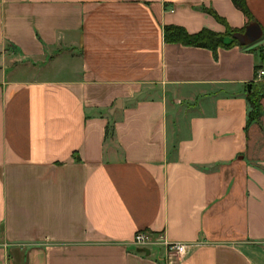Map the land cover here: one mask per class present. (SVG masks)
Returning <instances> with one entry per match:
<instances>
[{
  "label": "crops",
  "instance_id": "1",
  "mask_svg": "<svg viewBox=\"0 0 264 264\" xmlns=\"http://www.w3.org/2000/svg\"><path fill=\"white\" fill-rule=\"evenodd\" d=\"M0 0V264H264V0ZM137 231L185 252L130 244ZM147 250V254L144 252Z\"/></svg>",
  "mask_w": 264,
  "mask_h": 264
},
{
  "label": "trees",
  "instance_id": "2",
  "mask_svg": "<svg viewBox=\"0 0 264 264\" xmlns=\"http://www.w3.org/2000/svg\"><path fill=\"white\" fill-rule=\"evenodd\" d=\"M231 4L237 8L245 19V24L241 28H231L225 20L220 17L211 8L201 6V10L209 14L215 21L224 26L222 33L213 32L209 29L202 28L195 33H188L183 27L177 25H163V39L166 42L180 43L182 45L203 47L209 49L213 56L218 47L228 48L234 45L247 46L250 42H242V38L246 37V28L251 23V14L249 13L244 0H230ZM259 59L264 63V55L259 51ZM260 64L253 67L254 74L256 70L262 68ZM262 83L251 82L248 91L245 94V99L248 104L247 120L249 123L254 121L260 113L259 99L264 97V78Z\"/></svg>",
  "mask_w": 264,
  "mask_h": 264
},
{
  "label": "built area",
  "instance_id": "3",
  "mask_svg": "<svg viewBox=\"0 0 264 264\" xmlns=\"http://www.w3.org/2000/svg\"><path fill=\"white\" fill-rule=\"evenodd\" d=\"M264 77V69L259 68L256 70L255 79L260 80ZM130 244L137 248L155 249L162 248L163 251L168 255L179 256L185 252L186 245L181 242L166 241L160 237H153L152 232L149 231H137L135 232L130 240ZM3 242L0 238V246Z\"/></svg>",
  "mask_w": 264,
  "mask_h": 264
},
{
  "label": "rangeland",
  "instance_id": "4",
  "mask_svg": "<svg viewBox=\"0 0 264 264\" xmlns=\"http://www.w3.org/2000/svg\"><path fill=\"white\" fill-rule=\"evenodd\" d=\"M242 42H248L249 41V38H247V35H246V37H244V38H242ZM245 47V46H244ZM264 78V77H263ZM263 78L261 79L260 78V80H254L253 82H257V81H259V82H257V83H262L263 81Z\"/></svg>",
  "mask_w": 264,
  "mask_h": 264
},
{
  "label": "water",
  "instance_id": "5",
  "mask_svg": "<svg viewBox=\"0 0 264 264\" xmlns=\"http://www.w3.org/2000/svg\"><path fill=\"white\" fill-rule=\"evenodd\" d=\"M249 88V84H247V89ZM144 252L147 254V250H144Z\"/></svg>",
  "mask_w": 264,
  "mask_h": 264
}]
</instances>
